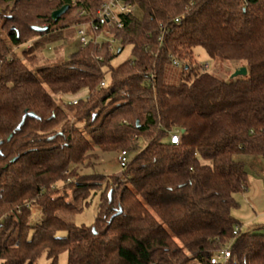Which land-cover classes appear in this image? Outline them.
Wrapping results in <instances>:
<instances>
[{
    "label": "trees",
    "instance_id": "1",
    "mask_svg": "<svg viewBox=\"0 0 264 264\" xmlns=\"http://www.w3.org/2000/svg\"><path fill=\"white\" fill-rule=\"evenodd\" d=\"M108 1L0 0V261L212 264L230 247L226 264H264V233L242 232L234 216L249 182L237 157L264 159V0H119L134 12L100 33L130 46V59L113 67L121 52L92 41L40 64L47 44ZM197 47L247 76L207 72L193 63ZM174 61L176 84L166 78ZM27 113L36 117L18 129ZM95 149L134 155L121 176L84 175ZM97 195L92 226L65 220Z\"/></svg>",
    "mask_w": 264,
    "mask_h": 264
},
{
    "label": "rangeland",
    "instance_id": "2",
    "mask_svg": "<svg viewBox=\"0 0 264 264\" xmlns=\"http://www.w3.org/2000/svg\"><path fill=\"white\" fill-rule=\"evenodd\" d=\"M13 7V4L10 5V8L5 11V13H10L11 8ZM136 11V10H135ZM76 17V13H74ZM67 35V36H66ZM0 36L7 39V35L5 32H3L0 28ZM99 42H109L113 45L116 52L121 49V46L114 42L110 37L105 36L104 34H101L98 38ZM79 46V36H78V29L73 28L66 31L65 34H59L58 37L47 44L45 48L42 51V57L43 59L40 61L41 65H52L57 62H61L65 59H68L78 48ZM132 57V48L130 46H126L122 49L121 53L118 54L113 60H112V66L117 67L118 65L124 63L128 59ZM193 63L202 65V66H209V69L207 72L214 74L226 81L232 79L233 74L236 72L234 70L233 66L227 65V64H221L217 61L211 59L206 51L201 48L197 47L193 50ZM181 72V67H177L174 64H172L167 69V80L172 83L176 84L179 81V75ZM233 72V73H231ZM106 80L110 82L109 75H106ZM61 98V97H59ZM71 117V115H70ZM72 119V117H71ZM73 120V119H72ZM74 123H76L73 120ZM95 153L97 154L98 158L96 161H94L93 165H90L87 168L81 169V173L84 175H92V174H99L104 176H114L118 175L121 176L122 169L121 166L118 163V152H103L98 149H95ZM133 153L129 154V158L131 159L133 157ZM237 159L244 160L246 162V170L252 172H256L253 170L255 169V166L252 165L251 170V163H255V161L263 160L259 157H242L239 156ZM264 161V160H263ZM245 194L238 195V199H241ZM91 203L89 206L85 207V209L75 215L65 216V220L73 223L77 226H92L97 217L98 213V203H99V196H94L90 200ZM240 203V202H239ZM34 212L37 213V209H34ZM258 233H264V226H261V229ZM65 232H60L57 234L59 238L66 237ZM0 264L2 262L0 261ZM35 264H51L50 261L46 258V254H43L40 259ZM58 264H68V254L62 253L58 258Z\"/></svg>",
    "mask_w": 264,
    "mask_h": 264
},
{
    "label": "built area",
    "instance_id": "3",
    "mask_svg": "<svg viewBox=\"0 0 264 264\" xmlns=\"http://www.w3.org/2000/svg\"><path fill=\"white\" fill-rule=\"evenodd\" d=\"M75 3V2H74ZM134 8L132 5H128L125 3L119 2V0H109L106 2L102 9L98 11L97 20H93L91 24L88 25H81L78 29V36H79V49H82L83 47L87 46L90 42H94L95 44L101 45L98 40L101 34H104L107 37H110V33L108 30H106L104 33L101 32L100 25L105 24L107 27H110L113 24H116L117 27H121V25L117 21V15L122 13H129L132 14L134 12ZM83 13H80L82 15ZM177 22L179 19L176 20ZM88 28L92 31V35L90 36L88 34ZM28 47H31L29 44ZM110 52H116L115 48L112 44H110L109 47ZM119 51V50H118ZM13 57L16 59H23L20 51L18 49L14 50ZM173 64L177 67L181 66L179 62L174 61ZM204 70H208L209 66H203ZM109 86V82L107 80H103L100 84L101 88H106ZM73 104H77V99H72L71 101ZM180 141V135L179 131L173 133L171 135V143L172 144H178ZM118 163L121 166V169H126L128 163H129V153L127 151H121L119 153L118 157ZM239 230L236 229L234 234H238ZM231 257L230 253V247L225 248L223 251L220 252L218 256H216L211 263L212 264H226Z\"/></svg>",
    "mask_w": 264,
    "mask_h": 264
},
{
    "label": "crops",
    "instance_id": "4",
    "mask_svg": "<svg viewBox=\"0 0 264 264\" xmlns=\"http://www.w3.org/2000/svg\"><path fill=\"white\" fill-rule=\"evenodd\" d=\"M264 160V159H263ZM251 163L256 172L249 173L248 188L245 195L238 199L240 206L234 211V216L241 222L242 232H259L264 226V161ZM252 170V171H253Z\"/></svg>",
    "mask_w": 264,
    "mask_h": 264
},
{
    "label": "water",
    "instance_id": "5",
    "mask_svg": "<svg viewBox=\"0 0 264 264\" xmlns=\"http://www.w3.org/2000/svg\"><path fill=\"white\" fill-rule=\"evenodd\" d=\"M70 9V5L66 4L64 5L63 7H61L59 10L53 12L51 18L53 21H58L64 14L67 13V11ZM33 30L36 31V32H46L48 30V27H39V26H35L33 27ZM121 52V50H119V53ZM248 74V71H247V68L243 67V68H240L239 70H237L233 76H232V79L233 78H236V77H240V76H247ZM27 117H36L35 114L33 113H27L25 114V116L23 117V120L20 124V126L18 127V129L21 128V126L24 124L25 120Z\"/></svg>",
    "mask_w": 264,
    "mask_h": 264
}]
</instances>
